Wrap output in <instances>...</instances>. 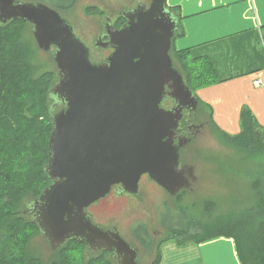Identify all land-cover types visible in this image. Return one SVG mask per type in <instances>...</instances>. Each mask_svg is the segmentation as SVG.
Here are the masks:
<instances>
[{
    "label": "water",
    "instance_id": "1",
    "mask_svg": "<svg viewBox=\"0 0 264 264\" xmlns=\"http://www.w3.org/2000/svg\"><path fill=\"white\" fill-rule=\"evenodd\" d=\"M127 19L96 42L114 51L93 62L57 10L40 1L0 0V24H30L39 49L53 48L57 69L49 88L52 129L44 167L51 183L23 212L51 252L77 241L87 257L106 251L114 264H141L136 246L116 228L93 223L85 208L114 184L138 194L143 174L173 197L187 189L196 175L192 165L181 163L179 149L190 139L175 144L174 134L183 110L196 112L199 101L172 65L179 21L165 0H151ZM166 93L176 103L169 110L159 105Z\"/></svg>",
    "mask_w": 264,
    "mask_h": 264
},
{
    "label": "trees",
    "instance_id": "2",
    "mask_svg": "<svg viewBox=\"0 0 264 264\" xmlns=\"http://www.w3.org/2000/svg\"><path fill=\"white\" fill-rule=\"evenodd\" d=\"M33 1L59 11L72 0ZM177 17L179 21L178 14ZM27 25L30 24L20 20L0 24V264H114L106 251L87 257L84 243L77 241L66 242L52 252L49 260L30 250L32 239L41 233L23 211L51 183L44 167L52 129L53 100L49 97V88L57 80V74L56 71L37 72L33 60L39 47L33 36V39L25 36ZM261 31L264 43V25ZM180 34L178 29L176 36ZM173 40L171 59L177 62L178 71L193 91L217 82L215 69L207 57L193 58L187 51H176ZM240 125L241 130L235 135L221 131L218 135L244 157L241 168L253 193L250 204L208 222L188 220L184 211H180L177 224L170 227L171 235L160 243L170 239L179 244L199 243L219 236L231 237L241 264H264V127L247 107L241 109ZM133 236L150 248L143 225L136 227ZM160 261L157 248L151 264H160Z\"/></svg>",
    "mask_w": 264,
    "mask_h": 264
},
{
    "label": "crops",
    "instance_id": "3",
    "mask_svg": "<svg viewBox=\"0 0 264 264\" xmlns=\"http://www.w3.org/2000/svg\"><path fill=\"white\" fill-rule=\"evenodd\" d=\"M165 2L179 16L181 34L175 36L173 48L193 58L207 57L215 69L217 82L196 91L211 110L215 129L239 133L242 107L264 127V0ZM163 242L160 264H241L231 237L181 245L174 239Z\"/></svg>",
    "mask_w": 264,
    "mask_h": 264
},
{
    "label": "rangeland",
    "instance_id": "4",
    "mask_svg": "<svg viewBox=\"0 0 264 264\" xmlns=\"http://www.w3.org/2000/svg\"><path fill=\"white\" fill-rule=\"evenodd\" d=\"M108 3V0H75L73 9L68 13L78 32L91 47V61L101 60L106 55V51L94 48L93 42L89 38V30H97L100 19L87 15L85 7L102 4L100 5L102 8H108V5L110 6ZM111 4L113 5V3ZM113 6L118 8L120 4L117 3ZM84 32L87 35H84ZM24 33L27 38H32L30 25L25 27ZM52 51L53 48L49 51L36 50L33 62L37 72H55L57 70ZM172 62L179 69L177 62L173 60ZM198 89H194L195 95ZM197 99L200 102L199 114H202L205 119H210L208 107L198 97ZM180 161L181 163L187 162L194 167L197 182L193 191H184L176 197H172L163 189L149 188L146 194L131 196L129 204H126L122 198L123 200L119 199L107 207H89L95 222H103L116 227L126 241L132 242L136 246L137 258L141 264H149L155 257L157 248L161 253V244L164 242L160 243V241L171 235L170 227H175L177 224L180 219V211H184L188 220L208 222L212 218L232 210H241L250 204L253 193L248 178L242 172L243 164L241 165V163L244 162V157L236 149L219 139L218 131L214 126L208 133L195 138L181 150ZM139 225H143L148 233V240L151 242L150 248L144 247L133 236ZM142 231V234L145 235V230ZM30 250L44 260L52 258L48 242L41 234L32 239Z\"/></svg>",
    "mask_w": 264,
    "mask_h": 264
},
{
    "label": "flooded vegetation",
    "instance_id": "5",
    "mask_svg": "<svg viewBox=\"0 0 264 264\" xmlns=\"http://www.w3.org/2000/svg\"><path fill=\"white\" fill-rule=\"evenodd\" d=\"M108 1H109L108 4H110V6L108 5V8L107 7L102 8V6H100L102 4L87 5L85 7V11L88 12L87 15H89L90 17L96 18V19H100L99 27L97 28V30H94V31L89 30V38L92 40L93 42L92 44L94 48H96L99 51H104V52L106 51V55L101 60L93 61V62H100V61L106 60L107 57L114 51V49L111 46H108L107 48L97 47L96 42L99 41V43H103L104 41H106L108 39L107 33L109 31L112 32L122 27L128 21L127 16L133 15L135 13L136 8L139 7V8L147 9L151 2V0H108ZM74 3H75V0H72L71 3L69 2V4L63 5V7L59 9L58 13L61 15L62 18H64L65 20L69 22V24L72 26L74 34L77 37H79L84 42V44L89 48V52L91 56V53H92L91 47L85 42L84 37L78 32V30L76 29V26L72 23V21L70 20L71 18L68 15L69 11L73 9ZM111 3H113V5L119 3L120 7L118 8L114 7ZM83 34L87 35L86 32H84ZM172 65H173V62H172ZM165 91H169V87L167 85H165ZM159 105L163 109L169 110V109L174 108L176 103L166 93L163 96V99L161 100ZM198 108H199V105L197 106L196 112L190 111L186 108L183 110V117L180 120L178 127L174 134V143L177 144L179 141L186 140L187 138L190 140L179 149V156H180L181 150H183L189 143H191L195 138L204 135L206 132L208 133V131L211 130L213 127L209 119H205L204 117H202V114H199ZM182 164L190 165L187 162H184ZM196 182H197V177L195 178V180L191 181V184L189 185L187 189L182 190L177 195H179L180 193H183L184 191L185 192L193 191L194 187L196 186ZM149 188H155L156 190L163 189L164 191H166L163 187H161L156 182H154L152 179H150L147 174H143L138 181V194H133L127 191H123L121 189V184H114L111 186L110 191L104 197H101L98 200L92 202L90 205H88L85 208V210L87 213L91 215V219L93 223L101 224L108 228H113V226L106 225L103 222H95L93 220L91 212L89 211V207H93V206L94 207H107L115 203L116 201H119V199L121 200L124 199L126 204H129L130 203L129 198L131 196L133 195L140 196L141 193L146 194L149 191ZM132 245L134 244L132 243ZM137 257H138V250H137ZM149 264H151V262Z\"/></svg>",
    "mask_w": 264,
    "mask_h": 264
},
{
    "label": "built area",
    "instance_id": "6",
    "mask_svg": "<svg viewBox=\"0 0 264 264\" xmlns=\"http://www.w3.org/2000/svg\"><path fill=\"white\" fill-rule=\"evenodd\" d=\"M258 83H259V81H258V80H256V81H255V84H258Z\"/></svg>",
    "mask_w": 264,
    "mask_h": 264
}]
</instances>
